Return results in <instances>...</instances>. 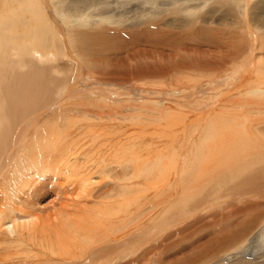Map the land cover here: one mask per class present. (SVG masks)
<instances>
[{
	"label": "bare ground",
	"instance_id": "bare-ground-1",
	"mask_svg": "<svg viewBox=\"0 0 264 264\" xmlns=\"http://www.w3.org/2000/svg\"><path fill=\"white\" fill-rule=\"evenodd\" d=\"M8 2L0 0V264H144L161 233L177 237L175 249H159L162 263L228 264L254 240L264 223V0ZM103 23L110 35L161 24L179 36L118 57L94 31ZM204 34L212 49L201 48ZM232 64L245 78L242 97L195 130L190 111L149 97L172 90L175 74L180 91ZM84 66L113 91H72ZM53 85L57 108L74 102L42 123ZM124 85L146 99L124 98L115 89ZM224 203L222 215L211 213ZM254 241L264 245V235Z\"/></svg>",
	"mask_w": 264,
	"mask_h": 264
},
{
	"label": "rangeland",
	"instance_id": "rangeland-1",
	"mask_svg": "<svg viewBox=\"0 0 264 264\" xmlns=\"http://www.w3.org/2000/svg\"><path fill=\"white\" fill-rule=\"evenodd\" d=\"M7 3H9L8 0H4V7L7 6L6 5ZM15 4L16 3H14V8H13L14 10H15ZM11 5H13L12 2H11ZM52 13L54 15H56L54 9H52ZM105 25L106 24L103 23V26L101 27V29L97 25L94 26V28H96V29H94V31H95V33L96 32L102 33L103 34V36H102L103 40H105V38H108V40H110L109 42H111L112 45L114 44L113 46L111 45V47L113 49L117 50V48H118V49H120L122 51V52L120 51L121 53L120 52H114V53H118V55H117L118 57L119 56L124 57V56L127 55L125 52H123V50H125V49L126 50H130V49L131 50H134V49L136 50V49H139V48H145L146 50H149V51L150 50H154L155 48H153L152 46L154 45V42H155L154 40L155 39H157L156 41H158V39H160L159 37H161V39L166 38V37H175L174 40H177V35H178V32H179L178 29L177 30L167 29L165 27H162L161 24H160L161 27L160 26L158 27V25H154V26L152 25V26L149 27V29L146 30L145 24H142V25H139V26H134V28L133 27L132 28L131 27H127V28H123V29L120 28L117 31L116 35L115 34L114 35H110L111 34L110 33L111 30L110 31L109 30L106 31ZM202 26L204 28L210 27L209 25H206V24H202ZM211 27L212 28H217L216 25H213ZM159 28H161V29L163 28V29L169 30V32H168L169 34L163 36L162 32L159 31ZM154 30H156V31H154ZM89 31H91V30L89 29ZM135 31H137V32H135ZM225 31H227V30H225ZM234 31H236V30H234ZM104 32L105 33L107 32L108 35H106ZM159 32H160V35L158 36ZM146 34H147V37H146ZM156 35H157V38H156ZM210 36L212 37V39H216L217 38V37H215V34H212V33L210 34ZM153 37H154V39H153ZM203 37H206V34H204V36H202V37L199 36V39L202 40V42H203V45H201V48L202 49H206V48L212 49V47H213L212 44H208L209 42L206 39H204ZM96 38H101V37H96ZM151 43H153V45H150ZM90 48H93V50L95 49V47L93 45H91ZM158 51H160V49H158ZM98 54H95L94 56L92 55L94 57L93 60H91V58H93V57L90 56V61L89 62L91 63V65L95 63L94 61L96 60ZM122 57L119 60H124L125 61V58L123 59ZM114 59L117 60L118 58H114ZM91 61H93V62H91ZM227 66H229L232 71L230 70L229 72L224 74V76L222 75L215 82H213V83L206 82V83H204L202 85H194L196 87H193V86L190 87V85L185 84L187 86V89L186 88H181L180 91L174 90V87L176 85L177 79H178V83H182V82L179 81L178 77H179V75L182 76L183 74H178V75L175 74L173 76L174 78H172V80L170 82L171 83L170 86H168L172 90L163 91L162 93H158L157 92L156 94H154V92H151L152 95H149V97L150 98L152 97V99H155L154 95L158 96V100L161 103L163 102L164 104H167V103L171 102L177 108H178V105L182 106L183 107V108H181L182 111H184L186 109H187L186 111H190L191 116H192V123H193L192 130H195L194 128L197 127V124L200 125V124H202L205 121L206 117L208 116V113H210L211 110L215 109L216 107H217L216 109L219 108L221 110L231 109V107H232L231 102L233 100L231 101L230 99H232V98L236 99L237 97L238 98L240 97V96H238L239 94H237V91L235 89L237 88V84L238 83L244 82V81H241V80H245V78H241L242 76L240 77L239 75L234 73V71H233L234 67H235L234 64L227 65ZM89 69L90 68H87L86 66H84V70L82 69V71H81V73H82L81 78L80 77L75 78L73 76L75 79L71 80L72 85H69V87H70V89L72 91H75V90L76 91H83V92H85L87 94L97 95V96H99L103 91L104 92H106L107 90L113 91V87L112 86H108L106 83H104L103 81L99 80V78L95 77V74L93 75L89 71ZM65 70H66V72H68L67 69H65ZM88 72L90 74H88ZM61 75H63V73H61ZM62 77H64V75ZM74 80H77V82H76L77 85H75L73 83ZM192 83L193 82H191V84ZM245 84H247V81L245 82ZM182 85H184V84H179L180 87H182ZM55 86H57V85H53V88H52L53 90L51 89V91H55V92L52 93L51 91H49L48 92L49 94L45 95L46 98L48 97L47 99H45V101L47 100V102H51L52 103V107H50V108H48V109H46L44 111V113H43L44 117L42 119V123H46L45 121H47V122L50 121V119H52L55 115L57 116L58 115L57 111H58L59 107L63 108L65 104L68 105V104H70L69 102H71V103L74 102V101H71V99H69L68 101H62L60 103L61 105L59 104V106L57 108V104H58L57 102L58 101L56 102L55 100L58 99V98H56V90H54ZM213 87H216V88H213ZM245 87H246V85L243 86V89H242L243 91H244V89L246 90ZM115 89H120V92L122 93L124 98H125V96L129 97L128 94H130L129 92L132 91L134 93V98L135 99H138V100H141V101L146 99L145 96H144L145 95V91H142L141 89L134 90V89H132L131 85H126V86L124 85L123 87H120V88L115 87ZM101 90H102V92H101ZM230 90H231V92H230ZM123 91H124V93H123ZM243 91H241V92H243ZM246 91H244V92H246ZM108 92H110V91H108ZM228 93H229V95H227ZM111 94H112L111 95L112 97H115V93L114 92H111ZM124 94H125V96H124ZM225 94L227 96H225ZM51 95H52V97H51ZM54 95H55V97H53ZM55 102L57 103L56 105H54ZM53 106H55V107H53ZM178 109H180V108H178ZM46 119H48V120H46ZM200 134L201 133H198V136ZM97 179H99V178H97ZM103 182L104 181H102V183ZM163 197L165 199L168 198L167 194H164ZM51 199H52V196L46 198V200H44V202H43L44 205L49 206L50 205L49 201H51ZM226 206H227V204H225V203L224 204H219L218 206H216V209H215L216 211L213 209V210H211V213H217L218 215H222V213H224V211H225ZM156 220H158V218ZM250 235H252V238L254 240L257 239V238L259 239L262 235H264V223L260 227H258V229L256 230L255 233H251ZM175 240H177V237H175V236L168 235L166 233L158 234V242L153 244L154 249H156V253L152 254L153 256L152 255H146L147 259L146 260L144 259V262H145L144 264H149V262L151 264H154V263L155 264H165V263L160 262V260H159V255H160L159 249L162 248L165 245H168V244H170L172 246V248H174L175 247V243H176ZM254 240H252V239L247 240L248 242H247V244L245 245L244 248H242L241 250H239L236 253H231L230 255H228L227 258L230 259V262L228 264L238 263L240 261V259L238 257H242L243 260L246 262V264H259L258 262L264 261V245L263 244L257 245ZM157 250H158V252H157ZM187 251L188 250H185V252H187ZM254 253H257L258 255L254 256ZM234 254H236V255H234ZM232 257H236L235 260L231 259ZM147 260H148V262H147ZM153 260H158V262L157 261L153 262ZM90 261H91V259L87 258L85 262H90ZM215 261H218V258L206 259L203 262H204V264H213ZM185 264H189V262L186 261Z\"/></svg>",
	"mask_w": 264,
	"mask_h": 264
}]
</instances>
